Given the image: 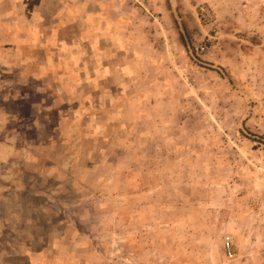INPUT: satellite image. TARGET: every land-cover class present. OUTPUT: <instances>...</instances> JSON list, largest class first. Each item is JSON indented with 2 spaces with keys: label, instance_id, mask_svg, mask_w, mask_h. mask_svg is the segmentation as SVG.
I'll use <instances>...</instances> for the list:
<instances>
[{
  "label": "rangeland",
  "instance_id": "374dc122",
  "mask_svg": "<svg viewBox=\"0 0 264 264\" xmlns=\"http://www.w3.org/2000/svg\"><path fill=\"white\" fill-rule=\"evenodd\" d=\"M263 251L264 0H0V264Z\"/></svg>",
  "mask_w": 264,
  "mask_h": 264
},
{
  "label": "built area",
  "instance_id": "2783aa9c",
  "mask_svg": "<svg viewBox=\"0 0 264 264\" xmlns=\"http://www.w3.org/2000/svg\"><path fill=\"white\" fill-rule=\"evenodd\" d=\"M224 251H225V256L227 258H231L233 256V252H232L230 242L228 239H226L224 242ZM263 254H264V251H263Z\"/></svg>",
  "mask_w": 264,
  "mask_h": 264
}]
</instances>
